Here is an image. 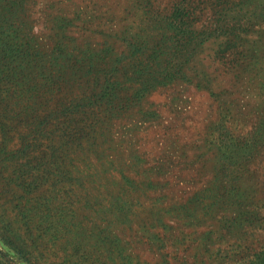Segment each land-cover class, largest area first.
<instances>
[{
    "label": "rangeland",
    "instance_id": "rangeland-1",
    "mask_svg": "<svg viewBox=\"0 0 264 264\" xmlns=\"http://www.w3.org/2000/svg\"><path fill=\"white\" fill-rule=\"evenodd\" d=\"M0 264H264V0H0Z\"/></svg>",
    "mask_w": 264,
    "mask_h": 264
}]
</instances>
